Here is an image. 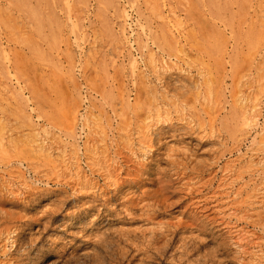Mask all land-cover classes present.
Listing matches in <instances>:
<instances>
[{
    "label": "rangeland",
    "instance_id": "rangeland-1",
    "mask_svg": "<svg viewBox=\"0 0 264 264\" xmlns=\"http://www.w3.org/2000/svg\"><path fill=\"white\" fill-rule=\"evenodd\" d=\"M0 264H264V0H0Z\"/></svg>",
    "mask_w": 264,
    "mask_h": 264
},
{
    "label": "bare ground",
    "instance_id": "bare-ground-1",
    "mask_svg": "<svg viewBox=\"0 0 264 264\" xmlns=\"http://www.w3.org/2000/svg\"><path fill=\"white\" fill-rule=\"evenodd\" d=\"M152 58V57H151ZM87 119V118H86ZM87 121V120H86ZM45 148V147H44Z\"/></svg>",
    "mask_w": 264,
    "mask_h": 264
}]
</instances>
